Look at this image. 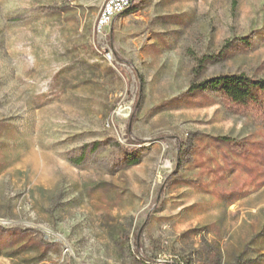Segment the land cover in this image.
<instances>
[{
  "label": "rangeland",
  "instance_id": "obj_1",
  "mask_svg": "<svg viewBox=\"0 0 264 264\" xmlns=\"http://www.w3.org/2000/svg\"><path fill=\"white\" fill-rule=\"evenodd\" d=\"M104 1L0 0V264H264V0Z\"/></svg>",
  "mask_w": 264,
  "mask_h": 264
},
{
  "label": "trees",
  "instance_id": "obj_2",
  "mask_svg": "<svg viewBox=\"0 0 264 264\" xmlns=\"http://www.w3.org/2000/svg\"><path fill=\"white\" fill-rule=\"evenodd\" d=\"M198 89L218 91L238 108L257 107L264 110V80H252L242 75L221 76L205 81ZM131 163L136 161L131 160Z\"/></svg>",
  "mask_w": 264,
  "mask_h": 264
},
{
  "label": "built area",
  "instance_id": "obj_3",
  "mask_svg": "<svg viewBox=\"0 0 264 264\" xmlns=\"http://www.w3.org/2000/svg\"><path fill=\"white\" fill-rule=\"evenodd\" d=\"M132 0H105L102 14L99 15L98 33H102L114 20L116 14L125 10ZM109 55V54H107ZM109 59H111L109 55Z\"/></svg>",
  "mask_w": 264,
  "mask_h": 264
},
{
  "label": "bare ground",
  "instance_id": "obj_4",
  "mask_svg": "<svg viewBox=\"0 0 264 264\" xmlns=\"http://www.w3.org/2000/svg\"><path fill=\"white\" fill-rule=\"evenodd\" d=\"M132 1H133V0H132ZM132 1H131V3H132ZM130 5H131V4L126 5L125 10H126L127 8H129ZM103 6H104V4H103ZM103 6H102V10H101V13H100V14H102ZM125 10L121 11V13H123ZM121 13L116 14V16L120 15ZM100 14H99V15H100ZM116 16H114V18H115ZM98 23H99V17H98V19H97V25H98ZM97 27H98V26H97Z\"/></svg>",
  "mask_w": 264,
  "mask_h": 264
}]
</instances>
